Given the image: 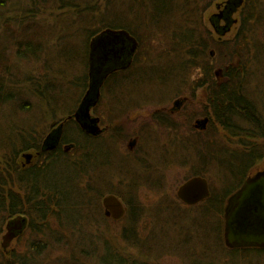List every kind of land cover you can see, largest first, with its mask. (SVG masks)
Wrapping results in <instances>:
<instances>
[{
    "label": "trees",
    "instance_id": "trees-1",
    "mask_svg": "<svg viewBox=\"0 0 264 264\" xmlns=\"http://www.w3.org/2000/svg\"><path fill=\"white\" fill-rule=\"evenodd\" d=\"M196 7V0H183L181 3L173 0H0V110L5 106L13 109V113L17 111L31 114L36 110L32 108L35 103L28 102L31 97L24 96L23 104L18 103L17 98L22 95L17 94L19 88H16L15 84L20 85V82L12 81L13 76H18L17 69L12 67L14 71H11L6 68L7 64L11 63L10 55L34 63L42 62L46 71L59 70L64 76H67L66 74L75 67L74 63L79 61V76L75 79V84L72 88L68 87L69 91L59 90L55 91V94L61 93L65 96V93H70L69 96L75 98L74 94L77 92L76 96L81 97L89 80V42L102 28H124L133 31L134 27L142 26L146 33L148 29L163 31L164 27L172 32L170 37L184 48L181 49V64L179 60L148 56L143 64H139L133 76H119L115 83L118 86H129L132 81L135 86L144 83L149 87H161V84L169 83L167 79L171 76L165 77L157 67L164 68L165 71L185 70L187 76H192V68H211L209 49H216V54L221 58L220 65L238 60L237 64L229 65L227 82H215L210 86V90H213L210 95L214 99V111L213 121L208 125V130L204 131L208 140L202 137L204 132L187 133L183 140L173 141L166 146L164 151L171 149L172 158L163 156L164 151H160V155L165 158L164 163L162 160L163 165L169 161L175 165H183L189 158L187 154L198 160L204 171L207 166L215 168L214 175L220 183V191L217 194L213 192V195L193 206H196L200 213L206 211L218 217L215 228L218 229L222 248L231 256L236 254L235 257L241 259L246 258L249 253L264 256V248H228L223 240V202L264 158V85L259 77V62H264V0L244 1L240 15L242 27L231 40L223 42L213 38L204 26L195 27ZM47 15L56 17L55 26L52 28L56 29L54 33L57 34L52 38L53 41L49 38L52 37V31H47L43 25V19ZM194 30H199L200 34H194ZM136 31L138 32V29L134 32ZM51 54L57 59L53 63L49 61ZM137 60L139 61V56ZM38 83L40 78L33 84ZM46 86L47 89H53L54 84L48 81ZM34 90L39 91L35 88ZM37 96L43 102L49 103L50 112L54 113L56 108L57 111L60 110L61 103L57 97L53 99L51 96L48 99H51L50 101H44L47 100L46 97ZM40 106L42 107H39L38 113L45 117L43 105ZM71 108L69 106L65 111ZM217 125L226 132L227 142L210 140L216 133ZM20 128L16 121L9 127H0V209L2 205H7L8 208H4L7 214L15 213L17 205L11 199L18 197L17 185L23 183V205L19 206H22L23 213L29 219L27 227L34 239L43 241L39 252L40 256L44 255L41 260L46 262L49 253L53 252V249H59L74 258L75 262L72 264H83L84 260L86 261L84 255L90 252L87 249L89 243L98 245L102 239V253L93 250V254L99 255L98 264H152L150 259L140 254L131 252V255L124 256L125 252L121 246L131 242L132 246L137 244L141 250H151L152 246L147 241L154 237L155 233H167L169 226L180 227L179 223H176L179 218L175 214L167 213L162 215L164 218L159 217L153 223L148 230L150 237L147 239L140 240L133 235L135 232L132 227L139 219L138 212L131 210V187L138 185V181L140 184L148 181L149 177L146 175L153 173L154 169L144 165L141 169L146 167V171H131V181L116 174L119 183L125 185V188L115 190L109 187L106 178L103 180L96 177L95 168H85V157L79 140L75 142L72 159L53 164L52 174L49 167H46L40 168L36 173L24 171V175H18L14 162L15 150L21 145L23 150V144L28 137V132H21L24 139L18 135ZM210 132L212 136H209ZM76 137L78 138V134ZM173 157L179 159L176 161ZM201 172L195 169V173ZM156 175L155 185H158L162 180L163 171ZM107 193H115L129 205V211L124 217L128 225L121 233L123 241L113 239L102 228L108 218L100 201ZM172 205L177 206L173 203ZM117 221L119 220H111ZM88 230L91 233H88ZM0 248V264H34L26 260V257L21 260L15 254L12 255L10 263H6L3 248ZM84 250L87 251L85 254Z\"/></svg>",
    "mask_w": 264,
    "mask_h": 264
},
{
    "label": "rangeland",
    "instance_id": "rangeland-1",
    "mask_svg": "<svg viewBox=\"0 0 264 264\" xmlns=\"http://www.w3.org/2000/svg\"><path fill=\"white\" fill-rule=\"evenodd\" d=\"M183 0H173V2L181 3ZM197 1V7L194 10V14L197 18V21L194 22L195 27L199 26H206L208 27V16L212 11H216L215 4L221 3L225 0H196ZM205 7V8H204ZM243 8V7H242ZM199 10V12H198ZM135 11V9L133 10ZM147 14V13H146ZM194 16V17H195ZM46 20V21H45ZM56 20V17L52 15H47L43 19V25L44 28L47 31H52V38H54L57 34V32L54 33L56 30L55 28H52L55 26L54 21ZM45 21V22H44ZM2 22V21H0ZM202 24V25H201ZM32 25V24H31ZM155 25V24H152ZM151 26V25H150ZM135 29H138V32L136 31V34L138 37H140L142 40L141 42L147 41V53L149 54V57L156 58L157 54L160 53V40L163 39L166 42H163V45L167 47V52L163 53L166 56V59L171 60H179L180 64L182 63L181 58V49L183 48V45L180 43H176V41L170 37L172 35V32L165 30L164 27H162L164 30L156 31L154 29H148L146 33L142 30L144 29L142 26L134 27ZM133 29V31H135ZM211 29V28H210ZM142 30V31H141ZM210 34L213 33L215 36L217 35L214 33V31L210 30ZM156 33H160L157 34ZM196 35L200 34L199 30H194V34ZM153 36H156L157 40L159 42H155L154 45H158L157 50H153L151 46ZM226 36H221L223 42L225 39H227ZM151 41V42H150ZM185 46V45H184ZM141 47H144L143 44ZM187 47V46H186ZM184 49V48H183ZM12 59H10V64H7L6 68L10 69L11 71H14L12 67H15L17 69L18 76H13L12 81L20 82V85H16L17 94H21L22 97L17 98L18 103L22 105L23 98L25 97H31V100L28 102L35 103L36 110L32 112L31 114H25L23 115L21 112L18 113L17 111L13 113V109L10 107H6L4 109L0 110V127H9L11 123H15L16 120L23 119V118H32V117H41V118H47L48 120L44 119L47 124H50L54 118L62 117L64 112L57 111L55 113L50 112L48 105L49 103L43 102L39 98V96H44L47 98V100L44 101H50L48 100L49 97H57L59 99V102L61 103L60 107L63 109L67 107H74L76 102L80 100V96H76L77 92L74 94L75 98H71L69 95L70 93H65V96L61 93L55 94V91L62 90L61 88L64 87L67 91H69V88H72V86L75 84V79L79 76V70H80V62L78 61L74 63L75 67L69 71V74H66L67 76H64L63 73L59 70H52L49 69L46 71L45 66L42 62L34 63L30 62L29 60H22L18 59L15 55H10ZM34 58V56H33ZM49 61L53 63L57 59L52 56V54L49 57ZM221 58L219 55H215L213 59V63L215 66L220 64ZM32 60V59H30ZM29 61V63H28ZM170 62V60H168ZM59 65L61 63H58ZM261 66V73H260V81L264 85V62H259ZM54 65V64H53ZM263 66V67H262ZM263 69V71H262ZM170 78L167 79L169 83H164L165 79L163 80V85L160 86L164 89L168 90L167 92L159 89V90H152L155 92V94L159 93L164 96H157L158 101H168L171 97L168 96V98H165L167 93H169L170 90L172 92H175L177 87H182V90L184 91L185 95L192 96L194 98L202 97V90H196V80L192 76H187V73L185 70L178 75L174 76V74H170ZM38 78H40V83L33 84ZM44 79V81H42ZM50 81V83H53V89L48 88L46 86V83ZM52 81V82H51ZM68 82V84L66 83ZM38 85V86H37ZM137 87V88H150L146 84H140L139 86H135L134 82H131V87ZM34 88L41 92V94H38ZM43 88V89H42ZM46 88V89H45ZM195 89V90H194ZM16 91V90H15ZM32 91V92H31ZM264 91V88L262 89ZM157 92V93H156ZM54 101V100H53ZM43 105V110L46 112V116L40 115L39 112V106ZM10 106V105H9ZM50 107V105H49ZM18 110V109H16ZM20 110V109H19ZM141 117L145 115V112H141ZM44 114V113H43ZM56 116V117H54ZM138 117V116H135ZM138 121V120H137ZM198 125V124H197ZM200 126V125H199ZM125 128L128 127L125 126ZM131 128H133V125H131ZM186 128L188 132H185L186 134H192L193 130L188 127V122H185L184 130L186 131ZM130 129V127H129ZM201 132L207 131L203 130L201 128ZM216 133L214 134V137L210 140L214 141L213 139L222 140L227 142V136L226 132L222 130L220 127L215 126ZM41 130V128H40ZM48 129H46L47 131ZM209 133V132H208ZM77 134V133H74ZM212 136V132H210ZM204 139H207L206 137L207 133L204 132V134H201ZM109 137H104L106 140V147L109 143H111L110 140H107ZM208 140V139H207ZM221 141V142H222ZM155 143V142H154ZM164 143V142H162ZM172 142H169L168 144H171ZM114 146L117 145L119 149L116 148L118 152H115L112 157H110V161L112 164V170L111 173L103 174V176H99L100 179L106 178V182H108L109 187L118 190L119 188L123 189L125 188V185H122L119 183V179L116 176V174H119V177H123L126 179H130L131 181V171L137 170V172H140L141 170L146 171V167L141 169L142 166L147 165L149 169H151V165L153 170V173H147L146 177H149V180L146 181L144 184H140L138 181V185H135L134 188L131 187V203L128 201V203L131 204V210H135L138 212V219L139 221L134 224V227H132V230L135 232L133 233L134 236L139 237L141 240L147 239L149 236L148 230L153 225L155 221H157V218L163 217L162 215H167V213L175 214L176 218H173L177 220L176 223H179L180 227H171L166 230L167 233L158 234L155 233L154 237L149 238L147 243L152 246L151 250L148 248L146 249H139L138 245H131V242H128V245L121 246L122 250L125 252L123 253L124 256H127L128 254L131 255L132 253L140 254L143 257H147L150 259L152 264H264V256H259L256 253H249L246 258L241 259L240 257L233 255L222 248L220 243V237L217 233L218 229L215 228L216 222H218V217L213 213H207L206 211L198 212V208L196 206H186L185 204L180 201L176 196V190L177 188L189 177L195 176V169H198L202 171L201 173L197 174L199 176L205 177L208 181L209 187H210V195H213V192H216L217 194L220 191V183L215 178L214 172L215 168H212L210 166L206 167V170L204 171L201 169V165H199V161L196 159H193L194 157L191 155H187L189 157L187 162L183 163V165H175L172 164L171 161L165 162V158H151V160L139 162L138 160L134 159L136 156L143 153L152 154L153 151L151 148H153V145L150 144V142H145V147L142 150L141 145L139 143L138 151L131 154V152L126 148V142L125 141H118L116 144L112 143ZM111 144V146H112ZM156 144V143H155ZM225 145V144H224ZM105 146V145H104ZM114 146H112L114 148ZM104 147V149L106 148ZM181 152V151H180ZM131 154V156H129ZM163 156H165L167 159L172 158L171 149L169 151H164ZM93 166L98 165L101 163L106 157L104 155H99V157H95ZM176 161L179 158L173 157ZM158 160H163V163ZM177 163V162H176ZM149 164V165H148ZM163 165V166H162ZM87 168V167H86ZM88 169V168H87ZM264 169V158L255 165L250 172H255L256 170H263ZM89 170V169H88ZM148 171V170H147ZM163 171L162 180L158 183V185H155V177L157 176L159 172ZM249 172V173H250ZM213 184V185H212ZM217 185V186H215ZM219 195V194H218ZM102 198V197H101ZM169 201V202H168ZM102 202V201H100ZM173 204L177 205L176 207H173ZM224 203V202H223ZM4 205H2L0 209V245H1V238L2 235L5 233V221L7 218V212L4 209ZM104 208V206L102 207ZM164 218V217H163ZM108 222H111L113 220L112 218L108 217ZM105 222L102 226L104 231L107 235L112 237L115 240L123 241V237L121 235L123 229L128 225V222L125 218H121L117 222H111L108 223ZM146 223V224H145ZM175 223V222H174ZM143 224H145L143 226ZM88 233H91L88 230ZM97 236V235H96ZM101 238L100 236H98ZM42 240H35L33 234L30 232L29 227L25 229V231L21 234V236L16 237L13 242L9 245L7 252H2L5 255V261L6 263H10L12 255H16V257H19L21 260H23L26 257V260L30 261V263L34 264H72L75 262L74 258L69 256V253H66L64 250L59 249H53V252H50L47 256V261L43 262L42 256L39 255L40 252V245L42 244ZM102 239L99 240V247L98 245H91L89 243L88 250L90 252H87V254L84 255L86 258V261L84 260L83 264H98V258L99 255L93 254V250L98 251L100 254L102 253V247H101ZM81 245V244H80ZM42 246V245H41ZM37 248V249H36ZM1 249V248H0ZM11 264V263H10ZM100 264V262H99Z\"/></svg>",
    "mask_w": 264,
    "mask_h": 264
},
{
    "label": "flooded vegetation",
    "instance_id": "flooded-vegetation-1",
    "mask_svg": "<svg viewBox=\"0 0 264 264\" xmlns=\"http://www.w3.org/2000/svg\"><path fill=\"white\" fill-rule=\"evenodd\" d=\"M242 7L243 0H225L221 3H216V11H212L208 16V27L205 26V28L208 32L212 30L217 34L215 36L211 33L212 37L217 41H222L220 40L221 36L226 35L228 37L225 40H231L236 34V31L242 27L240 21ZM104 29L106 28H102L96 35ZM110 29L119 30L124 28ZM124 30L134 37L137 42L134 52L130 53L131 43L123 37L117 39L114 43L110 39L102 37L103 39L95 46L90 45L89 42L90 65L95 64V76L99 84L97 87H91L89 77L87 87L74 107L67 111H65L66 108L63 109L62 107L58 110L66 114L62 117L54 118L55 120L50 124H47L44 120H48L47 118L40 117L19 118V120H16V123L21 126L18 135L22 139H24V135L21 132H28V137H26L25 144H23L25 146L24 149L22 150L21 145L20 148L15 150L14 162L17 165L16 171L18 175H21V173L24 175V171L36 173L40 168L45 169L46 167H49L52 174L51 166L53 164L70 161L72 159L73 150L76 146L75 142L80 140L82 153L85 157V168H95L96 177H101L104 173H111L113 171L111 169L113 166L110 157L115 152H118L116 148H119L112 143L116 144L119 140L125 141L126 148L132 154L138 151L139 143L143 150L145 142H150L153 145V148H151L153 153L148 154L146 152L134 158L143 163V161L147 162L153 157L157 159L163 157L160 155V151H164L169 142L183 140L186 134L185 132H188L187 128L186 131L184 130L186 121L188 122V127L193 132H201L198 128L206 130L210 122L213 121L214 99L210 95L211 92L213 93V90H210V86L215 82H227L229 80L228 67L233 63L237 64L238 60L237 62L229 61L226 65L219 64L215 66L213 59L216 55V49H209L208 53L211 60L209 64L211 68L205 69L203 67H197L192 68V71L190 70L191 75L193 74L196 80V90H194H202V97L194 98L185 95L182 87H177L175 92L170 90L165 96V98H168V96L171 97L170 100L158 101L157 96L164 95L157 92L155 94L152 90L156 91L161 89L165 92L168 90L158 86L137 88L131 87V85H115L119 76H128L130 74L133 76L136 69L139 68V64H143V61L149 56L147 53V51L149 52L147 49V41L143 43L136 32L127 29ZM153 37L152 42L150 41L151 46L153 50H157L158 45L154 44L159 41L156 36ZM163 42L166 41L161 39L159 43L161 46L160 53L156 55V59L165 58L163 53L167 52V47L163 45ZM142 44L144 47H141ZM111 50H114L115 53L110 52ZM138 56L139 61L137 60ZM172 71L163 72V75L167 77L170 74L178 73L180 75L182 73L180 71ZM32 108L36 109L35 104ZM56 110L57 108L53 112L55 113ZM142 111L145 112V115L141 117ZM76 113H80V118H76ZM22 114L25 115L24 113ZM91 120H95L94 126L97 128L94 130V133L90 132ZM199 120H205V123L202 124ZM131 125H133V128H131ZM125 126L128 127V130ZM46 129L48 130L46 131ZM74 133L78 134V138L76 137L77 134ZM104 137H109L107 140L111 141L107 147ZM104 147L106 148L104 149ZM99 155H104L106 158L98 165L93 166V156L99 157ZM89 159L90 163H88ZM158 161L162 162V160ZM6 163H9V161H6ZM22 189L23 183L17 185L16 191L18 197L16 196L14 199H11L17 205V207L15 206L16 211L13 214L9 212L6 215L4 232H6L7 224L18 215L25 218L23 230L21 232L15 231L14 238L3 249L4 252H7L6 250H8L13 240L21 236L28 226L29 219L23 213L22 206H19L23 205ZM107 194L116 195L115 193ZM105 195L102 196L101 201ZM116 196L123 202L125 207V212L121 216V218H124L129 211V205L123 198L118 195ZM101 205L103 207L102 202ZM5 207L6 209L8 208L7 205ZM103 212L107 218H111L110 215L105 213L104 208Z\"/></svg>",
    "mask_w": 264,
    "mask_h": 264
},
{
    "label": "water",
    "instance_id": "water-1",
    "mask_svg": "<svg viewBox=\"0 0 264 264\" xmlns=\"http://www.w3.org/2000/svg\"><path fill=\"white\" fill-rule=\"evenodd\" d=\"M113 43L119 38H126L131 43V52L136 48V40L126 30L106 28L90 40V45H96L103 38ZM110 52L115 53L114 50ZM95 64L90 66L89 77L91 87H97L99 81L95 76ZM80 112V110H79ZM80 118V113L75 114ZM199 122V121H198ZM95 120H91V131L97 129ZM200 123L204 124L205 120ZM177 197L188 206L207 199L210 196L208 181L202 176H192L177 189ZM105 213L118 220L125 212L123 202L114 194H107L102 199ZM25 218L14 217L6 226L1 247L5 249L15 236V231H22ZM11 224V226H10ZM223 240L228 248H264V169L250 172L242 184L226 198L223 210Z\"/></svg>",
    "mask_w": 264,
    "mask_h": 264
},
{
    "label": "bare ground",
    "instance_id": "bare-ground-1",
    "mask_svg": "<svg viewBox=\"0 0 264 264\" xmlns=\"http://www.w3.org/2000/svg\"><path fill=\"white\" fill-rule=\"evenodd\" d=\"M244 1H245V0H243V4H244ZM165 57H166V56H165ZM157 69H158L160 72H166L164 68L157 67ZM217 80H218V79H217ZM61 89L64 90L65 88L62 87ZM83 92H84V91H83ZM199 121L201 122V121H203V120H199ZM88 163H90V159L88 160ZM195 176H197V175H195ZM191 177H192V176H191ZM189 178H190V177H189ZM186 180H187V179H186ZM186 180H185V181H186ZM177 189H178V188H177ZM176 192H177V190H176ZM176 196H177V194H176ZM177 198H178V197H177ZM226 198H227V197H226ZM182 203H183V202H182ZM225 203H226V199H225V202H224V205H223V210H224ZM183 204H184V203H183ZM185 205H186V204H185ZM186 206H188V205H186ZM111 218H112V217H111ZM112 219H113V218H112ZM120 219H121V218H119L118 220H120ZM113 220H115V219H113Z\"/></svg>",
    "mask_w": 264,
    "mask_h": 264
}]
</instances>
